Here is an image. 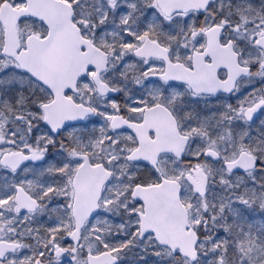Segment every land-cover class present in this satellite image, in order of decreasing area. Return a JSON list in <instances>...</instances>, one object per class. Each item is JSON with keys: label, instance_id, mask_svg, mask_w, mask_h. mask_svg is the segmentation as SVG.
I'll return each mask as SVG.
<instances>
[{"label": "snow or ice", "instance_id": "6c2138e0", "mask_svg": "<svg viewBox=\"0 0 264 264\" xmlns=\"http://www.w3.org/2000/svg\"><path fill=\"white\" fill-rule=\"evenodd\" d=\"M0 264H264V0H0Z\"/></svg>", "mask_w": 264, "mask_h": 264}]
</instances>
